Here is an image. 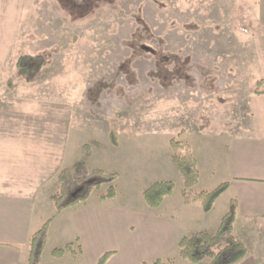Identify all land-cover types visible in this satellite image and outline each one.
<instances>
[{"label": "rangeland", "instance_id": "374dc122", "mask_svg": "<svg viewBox=\"0 0 264 264\" xmlns=\"http://www.w3.org/2000/svg\"><path fill=\"white\" fill-rule=\"evenodd\" d=\"M241 5L247 21L264 28V0H0V166L36 169L47 179L41 193L49 201L59 173L78 174L84 156L88 173L118 176L116 198L101 200L111 186L105 183L84 205L97 209L140 210L147 188L173 181L166 204L196 201L178 209L194 233L217 229L225 201L201 226V194L221 184L214 172L264 74V37L239 30ZM25 56L42 58L34 80L17 69ZM175 148L198 164V181L185 197ZM96 180L88 176L78 192ZM46 211L51 224L41 264H88L79 258L71 211L57 216L53 204ZM233 235L248 247L262 241L241 238L238 223ZM69 243L74 253L52 256Z\"/></svg>", "mask_w": 264, "mask_h": 264}, {"label": "crops", "instance_id": "0c3cea01", "mask_svg": "<svg viewBox=\"0 0 264 264\" xmlns=\"http://www.w3.org/2000/svg\"><path fill=\"white\" fill-rule=\"evenodd\" d=\"M245 11L246 7L244 14ZM252 12L248 7V14ZM255 69L260 71L258 62ZM260 76L264 79V74ZM220 164L214 173H221V184L229 183V189L209 213L204 212L201 226L211 221L210 216L221 200L225 201L222 206L225 215L235 200V224L238 223L244 236L241 238L262 236V241L249 247L239 239L246 244L248 255L238 264H264V95L253 93L248 98L247 117L238 121L237 131L228 137ZM11 166H0V264H28L31 238L51 220L47 211L45 215L41 211L51 212L53 189L47 201L48 194L41 193L48 185L45 177L44 180L36 169ZM195 202L184 201L185 204L179 202L174 206L164 202L159 211L144 206L137 211L117 206L108 209L84 206L65 211H71L77 228L79 258L87 259L88 264H98L107 253L111 256L106 264H150L157 259H177L181 239L195 232L187 214H180L178 209L186 206L190 210ZM209 228L200 232L212 234L218 229Z\"/></svg>", "mask_w": 264, "mask_h": 264}, {"label": "trees", "instance_id": "16d2710c", "mask_svg": "<svg viewBox=\"0 0 264 264\" xmlns=\"http://www.w3.org/2000/svg\"><path fill=\"white\" fill-rule=\"evenodd\" d=\"M75 0H68L74 2ZM85 3L89 0H84ZM78 7V6H77ZM81 7H85L81 6ZM80 8V7H79ZM238 27L245 33H255L258 36H264V28L253 26L244 16V7H239ZM36 60L37 65H30ZM33 60L30 56L21 57L17 61L19 73L30 80H34L41 71L43 65L42 58ZM255 94L264 95V79L256 84ZM111 144L114 147L119 146L117 135L114 132L110 135ZM83 150L90 153L91 148L88 144L83 146ZM172 160L176 164L178 172L183 180L182 195L187 196V192L196 185L199 176L198 164L195 158L182 155V152L173 149ZM82 170L74 174L69 168L62 170L57 177L56 191L52 197L53 206L56 214L71 208L84 207L89 200L90 195L96 189H100L103 184H111L108 194L101 196V200L114 199L117 196L113 183L117 180V174H104L101 171L88 173L86 169L87 158H81ZM77 175V176H76ZM88 176H93L97 180L87 183L82 191L78 192L79 184ZM78 177V178H76ZM175 189L173 181L156 182L143 192V201L146 207L151 211H159L167 198H169ZM229 189V183H223L211 192L201 194L203 197V210L209 213L218 199ZM237 217V203L234 200L230 204L228 213L221 219L218 229L215 233L196 232L184 236L179 243L178 258L191 264H238L248 255V248L244 242L235 238L233 235L234 225ZM51 221L46 222L43 227L37 231L29 243L28 264H41L42 254L46 247L49 225ZM79 243V240H76ZM73 243L66 244L64 248H56L52 252L54 258H61L65 253L71 252ZM81 251V246H79ZM111 253L105 254L98 264H106ZM176 258L157 259L150 264H176Z\"/></svg>", "mask_w": 264, "mask_h": 264}]
</instances>
